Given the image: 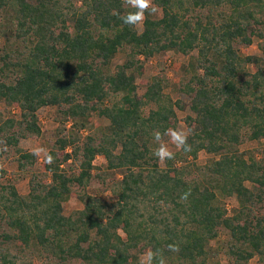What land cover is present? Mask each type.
I'll use <instances>...</instances> for the list:
<instances>
[{"label": "trees", "instance_id": "obj_1", "mask_svg": "<svg viewBox=\"0 0 264 264\" xmlns=\"http://www.w3.org/2000/svg\"><path fill=\"white\" fill-rule=\"evenodd\" d=\"M154 4L139 30L123 0H0V264H138L148 248L165 264H264V0ZM168 51L188 57L178 80L159 72L141 92ZM46 106L54 163L39 164L21 141L45 136ZM179 110L191 150L162 164L152 132L179 127Z\"/></svg>", "mask_w": 264, "mask_h": 264}, {"label": "rangeland", "instance_id": "obj_2", "mask_svg": "<svg viewBox=\"0 0 264 264\" xmlns=\"http://www.w3.org/2000/svg\"><path fill=\"white\" fill-rule=\"evenodd\" d=\"M143 28V24L138 28L139 30H142ZM243 52L247 53V54H260V50L258 48L257 42H255L253 45H251L250 47H243L242 48ZM123 60L122 54H118V56L116 57V59L114 60L115 63H119ZM188 60V57L179 54L175 51H168L165 52L159 56H156L154 58H152L150 61H148L146 63V68H145V73L142 77L139 78V84L141 86V92L144 90L145 84L146 82H148L150 80V78L159 73V72H163L165 74H167V76L171 79L172 82H176L179 78V75L177 74L179 66ZM167 92H173V90L171 88H168L166 90ZM179 93L174 92V97H181L184 100H188V98L185 95H178ZM18 108L14 107L12 108V112L14 114H17L18 112ZM179 112V116L181 118V122H180V126L184 129H188V127L186 126V123L184 122V117L186 116V112H182V111H178ZM39 116L41 119V125H42V129L44 130L45 136H43V138L41 139H33V138H25L21 141V147L23 149L26 150H30L32 151L33 148H43L46 150H48V146L49 144H51V140H53V135L52 132L57 128L58 126V122H56L55 117V111L54 108L46 106L43 107L40 111H39ZM97 120V119H96ZM97 122L100 123H106V120H100L98 119ZM264 142V141H263ZM254 146V144H246L243 145L242 148H246V147H252ZM170 147L172 148V150H175V147L172 146L170 144ZM46 153H42L40 155V160H39V164H42L44 157H45ZM208 154L205 152H202L200 154V158L199 161L200 162H205L208 158ZM105 162L103 157H98L96 159V164L98 165H102ZM163 164V162H162ZM7 169L12 172L13 174L17 172V167L14 163L7 161L4 164ZM40 166V165H39ZM16 178V182H17V186L18 189L21 193L25 194L28 192L29 190V184H28V178L25 179H19L18 175H14ZM104 185L101 181L99 180H94L91 184V186L89 187V191L93 192V193H97V194H103L104 196H109L110 192H106L104 191ZM227 205H228V209L232 210L233 207L237 206V200L235 198L229 199L227 201ZM83 207V202L82 200L74 195L72 197H70V199L65 203V213L66 214H70L71 212H73L74 210L77 209H81ZM231 212V211H230ZM224 239L223 237L218 240V241H214L213 245L215 246L216 249H218L221 244L220 241ZM223 257V255H221ZM223 263H226L225 257L222 261ZM251 264H260L257 259L252 260Z\"/></svg>", "mask_w": 264, "mask_h": 264}, {"label": "clouds", "instance_id": "obj_3", "mask_svg": "<svg viewBox=\"0 0 264 264\" xmlns=\"http://www.w3.org/2000/svg\"><path fill=\"white\" fill-rule=\"evenodd\" d=\"M123 4L128 11L119 18L125 25L132 28H139L143 24L146 13L154 15L159 11L158 6L154 4V0H123ZM190 135L191 130L182 127H169L163 133L158 129H154L152 136L156 147L153 149V155L160 162L175 159L176 153L172 150L170 144L176 150L190 151L191 145L188 143ZM165 137H167V140H165ZM42 153H46V150L43 148L37 147L32 149V154L37 157H40ZM45 159L48 164L54 163V157L51 154H46ZM189 195L190 192L184 193L181 196V200H186ZM168 250L174 252L178 249L175 244H169ZM138 264H165V259L160 250L148 248L139 257Z\"/></svg>", "mask_w": 264, "mask_h": 264}]
</instances>
